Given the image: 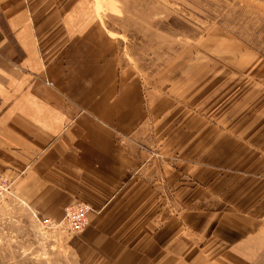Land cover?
Returning a JSON list of instances; mask_svg holds the SVG:
<instances>
[{
  "label": "crops",
  "instance_id": "0c3cea01",
  "mask_svg": "<svg viewBox=\"0 0 264 264\" xmlns=\"http://www.w3.org/2000/svg\"><path fill=\"white\" fill-rule=\"evenodd\" d=\"M119 45L94 0H0L12 199L52 221L90 206L74 246L107 264H257L264 75L223 60L229 69L156 82Z\"/></svg>",
  "mask_w": 264,
  "mask_h": 264
},
{
  "label": "rangeland",
  "instance_id": "374dc122",
  "mask_svg": "<svg viewBox=\"0 0 264 264\" xmlns=\"http://www.w3.org/2000/svg\"><path fill=\"white\" fill-rule=\"evenodd\" d=\"M94 3L106 29L118 37L124 60L142 68L147 79L166 83L205 76L220 63L229 69L223 66L228 60L238 62L242 74L264 75V0ZM11 192L12 187L0 203V264H107L96 253L74 246L89 221L76 234L67 232L65 224L46 229ZM257 264H264V258Z\"/></svg>",
  "mask_w": 264,
  "mask_h": 264
},
{
  "label": "built area",
  "instance_id": "2783aa9c",
  "mask_svg": "<svg viewBox=\"0 0 264 264\" xmlns=\"http://www.w3.org/2000/svg\"><path fill=\"white\" fill-rule=\"evenodd\" d=\"M12 187V181H10L3 174L0 175V203L5 200L8 195H10V190ZM91 208L83 203H75L74 205H69L65 207L64 216L62 223H56L50 218H44L39 220V223L44 228H56L65 224L67 232L70 234H76L81 232L88 223V214L90 213ZM59 224V225H58ZM264 224V218L262 220V225Z\"/></svg>",
  "mask_w": 264,
  "mask_h": 264
}]
</instances>
